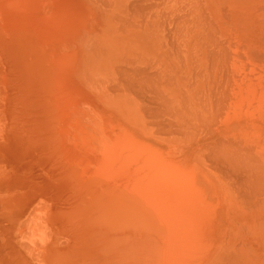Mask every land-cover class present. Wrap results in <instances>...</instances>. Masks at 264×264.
Instances as JSON below:
<instances>
[{"label": "bare ground", "instance_id": "obj_1", "mask_svg": "<svg viewBox=\"0 0 264 264\" xmlns=\"http://www.w3.org/2000/svg\"><path fill=\"white\" fill-rule=\"evenodd\" d=\"M90 3H96L99 15L103 12L104 16L98 17H103L107 26H102L100 34L87 30L81 39L76 36L75 50L69 43L73 54L67 52L69 57L64 58L61 48L47 45L40 30L41 12L22 16L25 22L13 30L17 20L11 7L16 6L12 0H0V224L10 221L0 232V264L8 259L9 264H264V177L261 169L256 175L258 166L250 164L258 158L262 162L264 157L255 154L259 151L253 144L252 157L246 147L243 152L237 149L248 145L243 142L264 141L263 104L257 113L242 104L234 106L235 102L219 106L222 84L230 82L222 83L226 78L220 75L221 84L215 76L219 70L213 63L219 51L210 49L213 41L206 47L214 54H204L206 59L212 57V64L205 63L202 53L198 58L207 66L201 65L204 73L212 68L213 76L217 71L216 79L207 71V82L198 80L196 72L194 76L188 72L195 81L188 83L193 90L189 89L196 94L191 104L174 108L169 102L171 90H166L174 86L181 92L182 85L174 83L171 75V84L158 94L162 61L154 65L140 52L157 49L155 56H168L172 63L174 55H165V47L154 48L157 40L160 45L164 41L158 38L164 33L158 32L163 24L156 26V22L161 16L175 20L172 10L178 7H170L172 0ZM161 6L169 9V17L161 15ZM187 18L178 16L181 21ZM28 20L37 40L34 46L22 31ZM120 25L127 29L126 34H118ZM256 29L250 33L264 41V29ZM175 31L168 35L188 40L189 34H198ZM127 34L131 37L128 43ZM30 45L36 50L34 60ZM46 55L55 59V65H76L79 86H69L56 69L53 72L60 76L49 73L47 80L43 68ZM179 57L175 54L174 59L180 62ZM32 64L37 65L35 73L29 71ZM250 79L241 78L248 89L243 92L256 93L259 88L261 104L264 81L251 79L258 83L254 85L249 84ZM228 84L224 95H236L235 87L232 90ZM59 86L68 96L66 90L75 93L71 96L76 102L70 99L69 105L74 104L76 110L65 109L64 103L59 110L58 105L48 103L55 99L47 95L50 88L57 92ZM177 146L182 149L174 161ZM233 146L237 148L231 149ZM197 159L201 166L193 163Z\"/></svg>", "mask_w": 264, "mask_h": 264}, {"label": "rangeland", "instance_id": "obj_2", "mask_svg": "<svg viewBox=\"0 0 264 264\" xmlns=\"http://www.w3.org/2000/svg\"><path fill=\"white\" fill-rule=\"evenodd\" d=\"M12 1L14 2L16 7H14V8L11 7V9H12L13 13L15 14L14 15L15 19L17 20V22H14L15 23V27H13V30H15L19 25H21L22 23L25 22L24 19L22 20V16H24L26 14L29 16L30 12H33L35 14L37 12H41V19L43 20V24L41 25V29L40 30L44 31L43 33L45 34L46 43L51 48H55V49L61 48L59 50H60V53H62V56L64 58H68L69 57V55H67V52L73 54V48H72L71 44L73 43L74 50H75L76 40L78 38L81 39V36H83V35L85 36V33L87 32V30H88V33H91V31H92L93 34L94 33H97V34L99 33L100 34L102 32V30H103L102 26L103 27L107 26V25L104 24V22H105L104 18L103 17H98V16H104L103 12H101V15H99L100 13L94 7L96 5V3H93L94 6H92V4L90 3V1H92V0H90V1L89 0H58V1L57 0L56 1H53V0H23L22 2L20 0H19V2H18V0H12ZM15 1H16V3H19V4L21 3L20 5H22V6H19L18 4L16 5ZM93 1H96V0H93ZM186 1H187V3H186ZM56 2H57V4L55 6ZM205 2L208 5L207 4L205 5ZM51 3H53V4H51ZM201 3H203V4L201 5ZM63 5H64V7H62ZM172 5H173V7L175 6V8L178 7L177 8L178 11H179V9H182L181 10L182 13L185 12L183 15H185V17H188V18L185 21L179 20L178 16H180V18H181L183 15H180V14H182L181 11H180V13H178L177 10H175V11L172 10V12L174 14V17L176 18L175 20H174V18L173 19L171 18V19L168 20V18H164V17H163L164 19H162V16H161L159 18V20L157 21L158 23L156 22V26H157V24H159V23L161 24L162 23L163 24V25L161 24L162 26L160 24L158 25V26H161L162 28L159 27L160 29H158L156 27V30L158 29V32H161V33L164 32L158 38L163 37L161 39H163L164 41L166 40V41L164 42V41H161V39H160L161 43L163 42L162 45H160V44H158L159 42L157 40V42L155 44V47H154V48L158 47L160 50L162 49V47H165L166 49L169 48L168 51L167 50L165 51V48L162 51L165 53V55H171V56L174 55V57L171 58V62L172 63H170L169 60L167 61L168 58L170 59V57H168V56H166L167 57L166 58L165 56H163L160 53H158L155 56L156 53L153 54V52L155 50L157 51V49L149 51V53H144V52L142 53V51L140 52V56H142V58L146 57V59H149L150 63L154 62V65L158 66L160 64V63L158 64V62L162 61L163 65L161 64V66L159 67L160 74H159V76L157 78V81H158L157 82L158 94H159V92L164 91L163 90L164 87H168L171 84L172 80H171L170 77L172 75V79H174L173 80L174 83H176V82L180 83L182 85L181 86L182 89H181V92L180 91L176 92L175 89H174L175 87L172 85L174 88L172 87V89H167L166 90V91L171 90L170 91L171 92V97H173L169 101V102H171L170 105L173 106L174 108L178 105V107L181 109V108H184V106H186L185 104L187 102H190V104H191V98H193L195 96L196 92H192L191 91L192 88L188 86V83L191 82L189 84V85H191L192 82H195V81L192 80L190 74L193 75V73L195 74V72H196L195 77L198 80H203V81L207 82L210 79V77L207 78V75L205 74V73L208 72L207 68H206L207 72L205 71V73H204V71H203V70H205V68H203V67H207L206 65L203 66L204 65V61H205V63L207 62V60H208V62H210L209 60L212 59L211 56H212V54H214V52L212 50H210V49H213V48L216 49V47H218L216 50L213 49L215 52L219 51L218 52L219 54H217V55L215 54V56H218L217 59L214 58L217 61L214 62L212 60L214 62L213 64H216V66L218 67V70H219V72H218L219 74L217 73V71L213 70L214 73L216 72L215 74H218V75H215V76H217L219 78V76L221 75L220 76L221 79L222 78H224V79L226 78L227 80H229V81H227L226 79L225 80L223 79L224 81L222 83L230 82V84H228V83L227 84L229 86L230 85L232 86L230 88L235 87L236 90H235L234 93H237L238 96H240V97H238L240 99L239 100L238 98H236L237 94L235 95V94H233V92L231 93L232 95L231 94H227V93H226L227 95L226 94L224 95V91L227 89V87H226L227 84H225V85L222 84L221 83L222 80H220V78H219V82L224 87V90L220 91V93L223 94L222 95L223 97L220 96L221 99H223V100L219 102V106H220V104L221 105L223 104L222 106H224L225 104H226V106H228L229 104L232 105L231 102H235L236 104L233 103L234 106H238V105L242 104L241 107H243V108L246 107L245 109H248V110H250L252 112L254 111L256 113L260 112V110H259L260 106L259 105L263 104L262 107L264 108V102L262 100L261 101L262 103L260 102L261 104H259L258 100H260V99L258 97L262 93L259 90V88H257V90L259 92L257 91L256 93L255 92H249V91L248 92H246V91L243 92V90H245L246 87H247V85L245 86V82L248 79H250V78L252 80H257L258 79L257 82H259V79H262V81H264V75H263L264 74V61H261V59L264 60V55H263L264 54V41H262L263 38H260L261 39L260 40L259 37L256 34L250 33L251 31L255 32L254 30L256 28H257L256 30H258V31H262L264 29V21H263L264 20V0H215V1L214 0H209V1H207V0L206 1L205 0H172V3L170 4V7H172ZM230 5H232L233 7H231ZM37 6H39V8H37ZM179 6H180V8H179ZM18 7H19V9H16ZM164 8H165L164 6L160 7V9H162L161 10L162 11L161 15L163 13V16L169 17L170 15H168V14H170V13H166V12L169 11V9L168 8L164 9ZM223 8H224V10H223ZM172 9H174V8H172ZM67 11H68V13H67ZM165 13L167 15H165ZM45 15H47L48 17H45V19H44L43 17ZM96 16L98 17V20H97ZM46 18H48V19L46 20ZM258 18H260V19H258ZM90 19H91V21H90ZM161 19L163 20V22L160 21ZM44 20L47 21V22L44 23ZM192 20H194V21H192ZM203 20H205V21H203ZM30 22L31 21L28 20V22H27L28 25H26L25 27L22 26V29H23L22 31L25 34H28V36H26V37L32 42V46H34V45H36L37 40L34 39L32 27H31L32 24L29 25ZM64 22L66 23V27H65V23ZM100 22H101V25H100ZM180 22L181 23L183 22V23L181 24ZM261 22H263V24ZM52 23H53V25H51ZM237 23H239V24H237ZM54 25H57V26H54ZM97 25H98L99 28L97 27ZM77 26H78V28H76ZM184 26H185V28H184ZM192 26L195 27L194 30H193ZM202 26H203V28H202ZM191 27H192V29H191ZM97 28H98V30H97ZM172 28H174V29H172ZM117 29H118L117 32L120 35H122L123 33H125V34L127 33V29L125 27L121 26V25L118 26ZM165 29H166V31H165ZM183 29L186 32H197L198 34H199V32H205V34H203V35H198V34H194V33L191 34V35L189 34L188 35L189 37H187L188 40L186 39V36H183V38H182L180 35L178 37L176 35H174L173 37H172V35L171 36L168 35L169 32H176L175 30H177V32H184ZM66 31L69 32V33H67ZM80 31H81V34L83 33L82 35L79 34ZM70 33H72V34H70ZM165 35H167V36H165ZM198 36L201 37V38H198ZM171 37L173 38V40L171 39ZM74 38L76 40H74ZM128 38L129 39L131 38L129 36V34H127L125 36V39H126L127 43H128V40H127ZM125 39L123 40L124 42H125ZM183 39H185V40H183ZM208 39H209V41H208ZM72 40H73V42H72ZM213 41H214V44H211ZM64 42H65V44L67 43L68 45L67 44L65 45ZM204 42H206V43L204 44ZM207 42H208L209 45L210 44L212 45V46H210L211 47L210 49L207 48V47H209ZM222 42L224 43L223 50H222V47H221V45H223ZM69 43H71L70 44L71 46L69 45ZM217 43L219 45L220 44L221 45L219 46V45H217ZM202 44H204V45H202ZM166 45H168L169 47H166ZM32 46L30 45V52H31V58H32V60H34L33 51H36V50H34L32 48ZM171 48H173V49H171ZM191 48L193 49V52H192ZM231 48H234V49L232 50ZM70 49H72V50H70ZM224 49L227 50L228 52H226ZM63 50L65 51V53H64ZM220 50H222L224 52H221ZM241 50H242V52H241ZM258 50H263V52L260 53V51H258ZM162 51H160V52L163 53ZM187 51L189 53H187ZM207 51H208V54H211V56L208 55L209 59L208 58L206 59V57H205L207 55V54H205V53H207ZM229 51H231V52H229ZM256 51H257V53H256ZM191 52H192V54H191ZM251 52L253 53L254 57H256V58H254V59H256V61L254 59H252V53ZM141 53H142V55H141ZM201 53H202V56H204V54H205L204 57L201 56V58L205 59L204 61L202 59L200 61L199 58H198V57H200ZM175 54H177V58H178V56H180L179 60L181 59L182 61L177 62L175 60V59H177V58H175ZM64 55H67V56H64ZM219 55H220V57H219ZM127 56H128V54H127ZM127 56H125V57L128 58ZM153 56H155V57H153ZM192 56H195V57H192ZM258 56H259L258 59L260 61L257 59ZM129 57L132 58V56H129ZM151 57L154 58V59L151 60ZM142 58H140V59H142ZM164 58H166V60ZM191 58H193V60ZM44 61H45L44 62L45 67H43V68H45V72L47 73V75H46V79L47 80H48L49 73L51 75L53 73L54 77L60 76L59 75V73H60L61 76L63 75V79L66 80L65 83L69 82V84H70L69 86H74V85H75V87L79 86L80 82H79V80L76 79V75H75L76 68H77L76 65H72V64L70 65V63H69V66L66 65V64L63 65L62 63H57L55 65L54 64L55 59L51 58V57H49L47 55H46ZM128 61H130V60H128ZM144 61L145 60H143V62ZM181 62H182V64H181ZM126 63H127V61H126ZM126 63H125V65H126ZM33 64L30 65V68L29 67L28 68H29V71H32V73L33 72L35 73L38 69H37V65H33ZM144 64H145V62H144ZM165 64H171V67L166 66ZM255 64H258L257 65L258 67H255ZM145 65H143V66H145ZM260 65H261V67H260ZM157 66H156V68H157ZM211 66H213V65H210L209 67H211ZM68 67H70V68H68ZM201 67L203 68V70H202ZM217 67H215V68L217 69ZM54 69H56L59 73L57 74V73L53 72ZM211 69H210V71H212ZM261 70H263V71H261ZM20 71H21V69L18 68V72H20ZM210 71L208 72L209 73L208 76H210V74L212 76V72H210ZM246 71L247 72L249 71V74ZM185 72H187V73H185ZM188 72L190 74H188ZM214 73H213V76L211 78L216 79V77H214ZM168 74H170V75H168ZM231 74L233 75V77H232ZM188 75L190 77H186ZM230 75H231V77H230ZM238 76H239V79H238ZM228 77H230V78H228ZM258 77H260V78H258ZM187 78H191V79H189L190 81L187 80ZM218 78H217V81H218ZM241 78L242 79L245 78L246 81H244V83H242V81H240ZM235 79H236V81L238 80L237 81L238 83L234 82ZM251 79H250L251 82H249V84L254 83V82H255L254 85L258 84V83H256V81H252ZM194 80H196V79H194ZM232 80H234V81H232ZM186 82H187V84H186ZM196 83H197V81H196ZM231 83H234V84H231ZM241 83L244 84V85H241ZM237 84H238V86H237ZM263 84L264 83L261 82L262 86H263ZM192 86L195 87L194 85H192ZM189 88H191V89H189ZM232 90H234V88ZM237 90L241 91L242 93L238 92ZM246 90H248V89H246ZM50 91H51V93H48L47 95H51V98L55 97V99H54V101L49 100L48 101L49 104H52L53 106L58 105L56 108H58L60 110L59 106L61 105V103H64L65 109L67 108L69 111L76 110L74 104L73 105H69V103L72 104L73 102H76V101H74V97L71 96V94H75L72 90H66L68 93H70V96H68L67 93L60 86H59V90L57 92H55L53 87L50 88ZM230 92H231V89H230ZM230 92H228V93H230ZM84 93H86V92L84 91ZM239 93H241V94H239ZM244 93H247V94L245 95ZM63 94H65V95H63ZM247 95L250 96V97H248ZM70 99H72V103H71ZM173 99H174V101L176 99V101L174 102ZM228 100H230V101H228ZM250 100H253V101H250ZM247 101H249V102H247ZM224 102H226V103H224ZM164 103L168 104L167 101H164ZM218 108L221 109L220 107H218ZM257 109H258V111H257ZM260 109H261V107H260ZM263 113H264V110H263ZM57 124H60V122H58ZM205 130H206V127H205ZM261 140L263 141L264 139H261ZM243 143H244V145L245 144H248V145L250 144V145H249L248 148H247L248 145H246L243 148H237V146H233V148H231V149L235 150V148H237L239 151L242 149L241 152H243L245 149H247V151L251 150L249 153L246 152L248 154H250L251 152H252V154H254L255 149H258L259 152L256 151L255 154L259 153L260 155H262V158L264 157L263 156L264 155V144H263L264 141L263 142H259L258 140H256L254 143H248V142H243ZM251 144L254 145L255 149H253ZM194 147H197L196 144L194 145ZM257 147H261L262 149L261 148H257ZM181 149H182L181 147L180 148L178 147L176 149L177 150L176 152H177L178 156H176V153H174L175 156H176L174 161H176L177 158L180 156L179 154H180ZM260 150H262V151H260ZM252 154H250V156ZM259 154H258V156H260ZM253 157L257 159V157L255 155H253ZM198 160L199 159L194 160L193 163L199 164L200 160L199 161ZM254 160H253V162H251L252 161L251 160L250 164L253 163L254 167L258 166L257 168L255 167L257 169V172H258V173H256V175L259 174L258 169L259 170L261 169L262 171L261 170L260 171L263 174L260 173V175H263V177H264V162H263L264 158H263L262 162H259V161H261V158H260V160L258 158L257 160H259V161L256 160V162ZM254 162L255 163L259 162L260 166H259V164L255 165ZM199 166H201V163H200ZM251 166H252V164H251ZM118 167H120V165ZM255 168H253V169L255 170ZM211 170H213L214 172L216 171L213 167H211ZM114 175H116V174H114ZM216 175H218V174L216 173ZM252 175H255V174H253V171H252ZM111 182H112V180H110V182H109L110 185H111ZM263 191H262V193H263ZM107 192H109V190ZM260 195L261 194H258V196H260ZM262 197H264V193H263ZM4 223H5V225L0 224V232L3 231V230L5 231V228H8V224L10 223V221H4ZM0 254L2 255V253H0ZM8 260H6V261L4 260V264H9Z\"/></svg>", "mask_w": 264, "mask_h": 264}]
</instances>
